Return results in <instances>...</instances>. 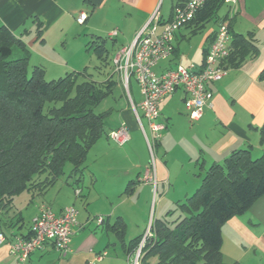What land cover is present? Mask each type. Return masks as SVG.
Here are the masks:
<instances>
[{
    "label": "crops",
    "instance_id": "0c3cea01",
    "mask_svg": "<svg viewBox=\"0 0 264 264\" xmlns=\"http://www.w3.org/2000/svg\"><path fill=\"white\" fill-rule=\"evenodd\" d=\"M157 3L158 0H0V26L24 43L30 53L31 67H43L45 75L50 72V67L51 72H80L90 66L85 58L91 53L85 51L86 41H93L94 37L106 38L113 46L118 45L114 56L134 41L135 35L154 14L161 22L158 25L160 32L163 22L171 20L173 5L168 14L162 16L155 9ZM246 4L245 0H238L232 18H228V9L226 15L206 23L199 31L194 32L195 26L191 24L181 28L174 33L172 54L153 67L156 75L177 65L199 68L219 22L227 18L230 32L252 34L253 44L258 49L238 68L224 64L226 75L209 86L213 95L210 106L203 110L197 121H187V112L181 107L185 98L182 90L180 97H177V91L163 99L158 121L165 130L156 148L159 155L155 163V185L142 182L150 155L134 112L122 92L123 109L117 114L116 124L109 125L106 132L108 134L124 123L130 135L127 146L114 148L97 146L96 143L89 151L96 155L79 182H76L78 177L58 179L47 191L34 198L24 192L17 195L11 207L1 215L0 232L12 241L15 236L30 233V220L42 205L59 214L66 206L78 204L79 209L75 207L77 224L68 245L71 253L63 259L51 243H46L21 263L10 254L5 243L0 246V264H131L133 258L127 257L124 250L134 238L127 241L123 237L121 243L108 229L118 218L124 222L123 213L117 211L122 201L114 203L115 197L125 192L127 201L133 203L143 198L148 204L159 195L156 217L163 218L168 212L164 204L170 194L177 201L192 195L206 170L213 164L223 163L233 151L249 149L252 159L263 155L264 145L260 143L258 133L264 123V79L260 78L264 69V5L259 4L258 8L249 11ZM81 13L87 17L78 24L76 19ZM39 22L40 34L36 32ZM211 23L214 26L210 27ZM113 33L116 35L111 37ZM197 34L198 38L191 39ZM130 97L134 105L142 99L141 95H136L141 99L134 101L131 93ZM179 120L186 127L185 131L178 128L176 123ZM142 125L149 135L148 126L146 131ZM108 173L117 176L119 184L126 183V190L117 192L115 184L108 185L104 180L110 175ZM77 189L80 191L78 196L74 194ZM97 216L105 219L103 225H97L92 219ZM221 227L220 252L226 264H264V196L243 215L231 218ZM110 245L114 256L108 251ZM115 249H119L118 254ZM103 253L106 255L99 260L95 258Z\"/></svg>",
    "mask_w": 264,
    "mask_h": 264
},
{
    "label": "trees",
    "instance_id": "16d2710c",
    "mask_svg": "<svg viewBox=\"0 0 264 264\" xmlns=\"http://www.w3.org/2000/svg\"><path fill=\"white\" fill-rule=\"evenodd\" d=\"M186 1L175 0L172 12ZM222 5L223 0H206L187 25H194V32L201 30L218 19ZM40 24L36 26L38 34ZM230 34L231 51L223 66L227 63L238 68L258 49L252 34ZM106 44V38L94 37L85 51L93 53L101 65L106 64ZM29 57L24 43L0 26V222L17 195L27 192L34 198L43 194L61 178L66 164L72 166L69 178L81 180L86 154L98 139L108 136L103 127L109 110L97 114L94 110L113 87L119 86L111 75L104 80L92 79L86 69L47 81L43 67L34 66L29 71ZM260 78L264 79V69ZM258 135L264 145V123ZM222 162L211 165L196 191L167 212L165 217L179 212L181 219L174 228L163 219L153 222L139 264H226L220 252L221 226L243 215L264 196V153L252 159L249 149L236 150ZM102 219L101 225L105 222ZM108 227L123 243L125 224L121 218ZM142 238L138 236L124 246L127 256L134 253Z\"/></svg>",
    "mask_w": 264,
    "mask_h": 264
},
{
    "label": "built area",
    "instance_id": "2783aa9c",
    "mask_svg": "<svg viewBox=\"0 0 264 264\" xmlns=\"http://www.w3.org/2000/svg\"><path fill=\"white\" fill-rule=\"evenodd\" d=\"M206 0H187L184 4L174 7L171 21H167L161 26L158 32L159 20L154 14L149 21L135 35L134 41L127 47L120 49L112 58L114 72L118 73L122 88L127 97V101L133 110L138 127L143 133L146 146L150 155V162L142 177V182L156 183V157L155 152L165 126L160 123L159 106L163 99L173 95L176 91L182 90L185 98L183 105L189 120L197 121L203 114V110L210 106L212 91L209 86L217 83L226 75L223 63L230 55L231 34L228 27V18L234 15L238 0H224L229 6L228 18L218 24L217 30L208 45L202 65L198 68L193 65L184 68L177 65L161 75H156L152 71L160 60L168 58L173 51L174 33L186 26L205 4ZM87 15L81 13L76 19L78 24H82ZM116 33L111 35L115 36ZM134 78L142 96L141 102L134 105L129 93L130 78ZM147 121L149 135H146L141 127V115ZM121 123L116 129L108 133V141L121 147L125 145L130 135L127 127ZM79 190L74 194L79 195ZM38 214L30 220V233L28 238L15 236L12 241H8L6 236L0 232V246L7 243L9 252L17 257L21 263L26 262L30 254L42 249L46 243H51L52 247L61 257H67L71 253L70 240L77 224V210L75 207L66 206L59 214H56L47 205L39 207ZM97 225L103 223L102 216L92 218ZM151 234L147 233L139 242V246L131 255V264H138L140 250L144 246V241ZM98 255L99 260L105 256Z\"/></svg>",
    "mask_w": 264,
    "mask_h": 264
},
{
    "label": "rangeland",
    "instance_id": "374dc122",
    "mask_svg": "<svg viewBox=\"0 0 264 264\" xmlns=\"http://www.w3.org/2000/svg\"><path fill=\"white\" fill-rule=\"evenodd\" d=\"M245 2L247 3L245 6H247V9L249 11H252V10L258 8L259 4L264 5V0H245ZM174 3H175V0H158L157 6L155 9L159 15L161 14L162 16H165L168 14V12L170 10L169 8ZM220 7L221 8L218 10L217 16L223 17V15L227 14V10H228L229 6H228V4L224 3ZM236 11H237V9H236ZM235 14H236V12H235ZM235 17H236V15H235ZM209 26L212 27V26H214V24L211 23V24H209ZM198 36L199 35L197 34L196 36L191 37V39H193L195 37L198 38ZM91 41L92 40L86 41V44L91 42ZM75 44H76V42H75ZM115 49H118V45L113 46V44L111 42H107V49L106 50H108V53H109L108 59L105 62L106 64H102V65H101V63H99V61L96 59V56L93 53H88V56L87 55L85 56L86 60H88V62H89L88 64L90 65L87 67V73L90 75V77H92V79H94L96 81L102 80L104 77H106V75H111L112 80L117 82V85L120 86V88L119 87L118 88L113 87L111 94L109 96L105 97L94 110L96 112V114L99 112H104L106 110H109L110 114H108V116L106 117V121H105L104 127H103L105 129V131H107V129H108L107 127H109V125H115L116 124V122L118 121V118H119L117 114L121 111V109H123V106H122V104H123V101H122L123 100V94H122L123 89L121 90L122 86H121L120 76H118L119 75L118 73L114 72V66L111 63L112 58H113L112 56L115 53ZM59 54H61V51L59 52ZM185 57L186 56L184 55L183 58H185ZM30 65H32V64H30ZM30 65H28L29 71L31 69ZM48 68H49V66H48ZM49 70H50V72H48L44 77V79H46L47 81L55 80V79H58L59 77H64L67 73H72L71 71L70 72L69 71L68 72H64V71L63 72H58V71L57 72H51V67L49 68ZM129 85H130L129 88H130L131 96L134 99V101L137 102V100H140L142 96L140 98L136 97V95L140 96L141 94H140V90L137 87L138 85H137L136 81L134 80V78H132V77L130 78ZM178 91L179 92L176 91L177 92L176 94H177V97H180L181 96V93H180L181 90H178ZM183 106L184 105L182 103L181 107L184 110ZM181 114L184 115V112H181ZM186 118H187V116H186ZM141 120H142V124H143L142 126H144L146 131H147L148 130L147 129V121L144 119V117L142 115H141ZM187 121L189 123L188 118H187ZM176 124L178 125L179 129L184 130V131L186 130V127H184V125H182L183 123L181 120H179L178 123H176ZM106 140L107 139L105 138V136L98 139L97 146H104V147L112 146L114 148H119L117 145L113 144L110 141H106ZM93 152L94 151L87 153L88 157L83 164L85 169H87L86 167L91 165V162L93 161L94 156L96 155ZM154 152H155V157L158 158L159 153H157V151H154ZM71 167L72 166L70 164H66L65 167H63L64 174L61 176V178H59L60 181L66 180L69 178L70 173H71V169H72ZM188 169H190V168H188ZM109 174L110 173H108V175ZM99 175H101V174H99ZM101 176L103 179L105 178L103 174ZM114 176L115 175L110 174L107 178L104 179L105 182L108 185H111L112 183L115 184L114 187L115 188L118 187L117 192L126 190L127 184L126 183L119 184L117 176H115V177ZM99 178H101V177L99 176ZM118 184H119V186H118ZM116 194L119 195L118 193H116ZM158 198H159V195H157L156 199H153L150 203L145 204L143 198H141L139 201L134 200V201H132L133 203H131V201L130 202L127 201V196H125V192H122V194L120 196H118L117 198L115 197L114 203L118 204L122 201L121 204H118L117 211L120 213H123V215H124V217H123L124 222H125V230H124L125 235H124V237L127 241H129V240H131L137 236H140V235L142 237H144L147 233H150V231H151L150 227L153 224V222L156 220H160V219L166 220L168 226L170 227V229H172V228H174L175 224L181 219L178 216L179 215L178 211L177 212L174 211L172 214L167 215L166 217L163 216V218L162 217H156L157 205H158V204H156V202H157ZM123 199L126 201H123ZM168 199L169 200L167 202H165V204H164L167 207V211L174 210V208H176L175 202L177 201V200H175L176 199L175 196L170 194ZM181 200L183 201L184 198H182ZM75 207H76V209L77 208L79 209L78 204L75 205ZM118 250L115 249L116 254H118ZM120 250H121V248H120ZM108 251L110 252V256L115 255L112 245H110L108 247ZM140 254H141V250H140L139 255ZM131 255L132 254H130L127 257L131 258L132 257Z\"/></svg>",
    "mask_w": 264,
    "mask_h": 264
}]
</instances>
